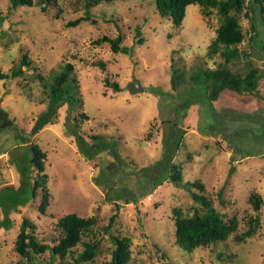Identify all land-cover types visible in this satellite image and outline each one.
I'll use <instances>...</instances> for the list:
<instances>
[{
	"label": "rangeland",
	"instance_id": "obj_1",
	"mask_svg": "<svg viewBox=\"0 0 264 264\" xmlns=\"http://www.w3.org/2000/svg\"><path fill=\"white\" fill-rule=\"evenodd\" d=\"M33 2L31 7L13 9L9 0H0V69L10 73L24 54L32 61L23 75L0 79V223L11 224L9 228L0 224V264H17L23 259L14 251L23 219L32 223L31 232L39 241L53 246L61 237L57 221L67 213L95 217V224L82 234V241L99 242V251L92 261L82 264L109 260L113 235L130 239L128 264H264V155L235 156L232 161L231 150L218 136L199 133L198 105L190 106L186 117L177 122L176 135L168 137L175 122L171 105L175 106L177 95L197 85L189 80L190 74L199 66L215 69L223 62L219 54L212 59L206 56L220 22L217 10L205 16L198 4H191L181 24L175 26L158 14L152 0H118L93 5L90 13L95 22L82 21L69 27L68 21L84 15L83 0ZM248 4L245 0L239 15L244 32V40L238 45L241 56L230 69L243 73L256 67L262 72L261 99L239 95L224 84L214 100L216 107L253 111L264 106V60L254 52L257 48L250 40L255 35L256 42L264 41V14L257 8L253 13L247 10ZM252 22L255 30L251 29ZM136 26L141 27L146 41L130 54L114 53L108 43H94L104 35L115 37L120 33L121 45L130 46L135 41ZM67 62L72 63V76L78 83L75 96L80 102L74 106L72 118L79 133L87 141L95 134L104 135L118 158L105 151L92 160L83 155L65 125L67 107H60L55 123L31 137L32 144L45 153L44 172L48 175V203L41 213L40 190L25 204L31 194L22 184V142L48 100L37 75L49 83L52 74ZM99 62L103 68L96 65ZM172 70L183 73V82L175 91L170 83ZM105 78L117 82L123 90L113 92L104 85ZM132 80H139L144 92L130 93L126 85ZM211 83L210 78L205 82L209 89ZM164 138L180 140L173 162L180 164L184 181L200 180L203 190H192L207 197L224 220L236 217V232L227 240L190 251L175 244L172 209L180 207L184 214L191 215L194 209L203 212L204 207L188 190L177 188L170 180L163 179L159 184L157 178L141 169L163 157ZM231 167L235 169L232 174ZM34 174L32 169L31 183ZM252 193L262 199L259 210H254L249 201ZM117 196L122 198H114ZM8 207L5 214L3 209ZM113 215L112 226L106 231ZM248 230L252 231L250 236L241 242L234 240L235 234ZM83 249L79 242L64 261L72 263L73 256ZM36 260L37 264H49V253L36 256ZM59 261L54 260V264Z\"/></svg>",
	"mask_w": 264,
	"mask_h": 264
},
{
	"label": "trees",
	"instance_id": "obj_2",
	"mask_svg": "<svg viewBox=\"0 0 264 264\" xmlns=\"http://www.w3.org/2000/svg\"><path fill=\"white\" fill-rule=\"evenodd\" d=\"M50 2V0H42ZM85 11L84 15L75 20H70L66 26L74 27L82 21H92L90 8L93 5L100 3H113L118 0H83ZM155 9L161 17L171 20L173 25L179 26L185 16L186 8L191 4H198L202 9V14L207 16L212 13V9L217 10L219 14V24L215 29L214 38L207 46V59H212L213 56L219 54L223 62L215 69L199 66L196 72L189 76L190 81L197 83L196 87H192L189 91L180 93V96L175 98V106L171 105L175 122L170 125V131L173 137L176 135L177 122L182 121L187 114L188 109L192 105H198V130L203 136H218L221 141L226 143V146L231 150V160L234 161L235 156L240 158L249 156L264 155V106H260L253 111H245L229 106L216 107L214 100L217 99L222 85L228 84L236 90L239 95L257 97L259 95V80L263 77V73L256 67H249L245 72L233 73L230 69L235 60L241 56V51L238 45L244 40V32L240 25L239 15L241 14L245 0H152ZM11 8L15 9L20 6L31 7L34 5L33 0H9ZM258 9L260 14H264V0H249L247 10L252 13ZM247 14V11L245 12ZM254 21V16H251ZM264 25V17H261ZM1 23V20H0ZM251 29L255 30L254 23L251 24ZM1 37V36H0ZM1 39V38H0ZM123 36L118 33L115 37L102 36L95 39L94 43L99 45L108 43L114 53L130 54L138 45L145 43L146 39L142 36L141 27H135V41L130 46L121 45ZM252 44L257 50L254 52L259 59L264 60V41L256 42L255 35L250 37ZM96 65L104 67V64L99 62ZM32 61L26 55H22L20 61L15 64L10 73H5L0 69V79L13 78L23 75L26 68H31ZM73 65L70 62L65 63L61 69L52 74L49 83L43 82V77L37 75L42 81V87L47 94V104L42 111L31 131L25 135L22 142L25 146L23 151L25 158V166L21 171L22 184L30 188L31 196L25 200V204L29 199H34L40 190L39 211L44 213L48 203L47 178L48 175L44 172L45 153L35 144H32L31 137L39 132L48 124L55 123L57 111L63 105H66L65 125L69 132L72 133L76 140V145L79 150L90 160L95 158L102 151L109 152L114 158H118L116 150L109 139L104 135L95 134L87 141L78 131V126L72 118L74 106L80 102V99L75 96L78 88L77 80L72 76ZM183 73L172 70L170 83L172 90H176L183 82ZM212 80L210 89L205 84L206 80ZM104 85L112 88L113 92L119 93L123 90L117 82H110L107 78L104 79ZM173 103V104H174ZM74 119V120H73ZM164 123H170L164 120ZM169 141L164 138L165 152L163 157L154 165L142 167L151 177L157 178L158 183L161 181L170 180L174 186L191 193L193 200L204 207L203 212L194 209L191 215L183 213L180 207H174L172 213L174 215V236L175 244L184 250H194L198 247H206L210 244H216L220 241H225L237 229V220L233 216L228 220H224L223 215L219 213L211 204V202L201 193L194 192L192 188L203 190L200 180L184 181L180 169V164H175L173 158L178 150L180 140ZM181 139V136H180ZM219 141H216V144ZM16 148V147H15ZM35 170L33 182H30L29 174L31 170ZM235 171L231 167L230 174ZM112 180V178H111ZM157 183V184H158ZM156 185V184H155ZM114 198H122L117 196ZM249 201L254 210H259L262 203L261 197L257 193H252L249 196ZM118 206V205H116ZM5 214L8 213L10 207L3 209ZM18 207H15V211ZM115 215L110 218L109 224L105 230H109L114 221ZM253 219L252 222H255ZM2 224V223H0ZM95 224V217H80L75 213H67L60 217L57 221V226L61 230V237L57 244L50 246L39 241L31 232L32 223L28 219H23L19 225V232L14 242V251L25 260H20L17 264H37L36 256L42 255L45 252L49 253V264H54V260L59 259L57 264H82L92 261L98 254L99 242L82 241V234L90 230ZM9 228L11 224L3 223ZM251 230L242 234H235L234 240L237 242L243 241L251 235ZM114 248L111 251L109 260L102 264H128L131 259V241L127 236H112ZM79 242H82L84 249L73 256L72 263L64 261L67 255L73 254L72 248ZM222 252L218 253V257H222ZM167 264V263H166Z\"/></svg>",
	"mask_w": 264,
	"mask_h": 264
},
{
	"label": "water",
	"instance_id": "obj_3",
	"mask_svg": "<svg viewBox=\"0 0 264 264\" xmlns=\"http://www.w3.org/2000/svg\"><path fill=\"white\" fill-rule=\"evenodd\" d=\"M126 88L130 91L132 94H137L144 92V86L141 84L139 80H132L127 83Z\"/></svg>",
	"mask_w": 264,
	"mask_h": 264
}]
</instances>
